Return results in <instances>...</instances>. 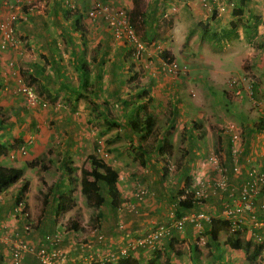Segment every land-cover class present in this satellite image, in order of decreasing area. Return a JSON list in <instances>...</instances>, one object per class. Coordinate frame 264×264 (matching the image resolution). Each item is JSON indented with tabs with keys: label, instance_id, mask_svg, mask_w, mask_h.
<instances>
[{
	"label": "crops",
	"instance_id": "crops-1",
	"mask_svg": "<svg viewBox=\"0 0 264 264\" xmlns=\"http://www.w3.org/2000/svg\"><path fill=\"white\" fill-rule=\"evenodd\" d=\"M94 1L7 0L6 4H0V19L10 11L18 14L13 25L17 42L11 47H0V118L3 120L0 141L6 146L5 155L1 154L0 157L5 158L9 152V158L16 159L18 163L5 164L0 160V164L22 169L20 177L0 191V223L10 225L14 222L15 229L24 238L40 246L47 243L45 235L60 233L59 220L74 218L79 226L76 229L70 228L72 231H69L68 235L62 232L63 237L57 244L71 247L75 241L74 231L75 235L87 231L80 228L87 217L82 220L76 214L86 215L88 204L84 207L85 204L76 196V192L80 194L81 167H89L85 157L89 153H95L117 170V185L122 198L116 208L111 207L105 213L100 207L88 212L89 217L99 215L97 226L98 231L106 237L105 246L117 244L126 237L136 236L154 225L166 224L171 225V234L165 236L158 247L161 264H192L194 259L198 264H210L208 263L210 258L207 256H211L215 244L221 243L227 249L223 253L229 251L225 256H236L232 258L235 263L240 262L239 259L242 261V256L243 259H247V253L243 248L231 247L226 242L228 236H235L229 228H221L217 241H211L206 233L210 220L200 219L199 223L186 221L183 229H177L172 226L173 216L170 210L175 209L176 215L179 216L185 210L201 209L192 200V205L187 208L175 207L174 204L176 195L182 187H189L192 195L199 187L200 181H205L208 183L206 210L212 217L218 218V211L222 208L223 202L230 201L229 193L232 191L238 195L243 182L249 178L250 167L254 164L260 165L258 163L264 158V126L256 127L259 122H264L262 110L264 97L261 96H264V90L261 84L256 82L259 78L263 79L264 84V0L259 4L257 12L248 15L243 13V7L247 3L242 1L241 4L237 2L235 4V7L238 5L242 7L240 13L234 14L232 9L226 8L219 11L215 17L205 18V25L214 31L211 34L212 38H216L215 46L207 43L208 47L197 45L201 40L198 21L206 9L200 6L198 0H190V10H184L185 14L187 11L190 12L188 17L183 20L178 15L172 27L165 30L172 37L169 44L162 47L161 45L166 43L162 40L158 48L153 47L150 50L145 48L137 59L133 57L131 47L124 39H115L112 36L110 28L101 17L87 16L86 11ZM105 1L112 6L113 2L122 4L128 10V14L132 15H134L132 9L137 8L133 0ZM142 2L144 7L137 13L138 16L142 15L147 6V20L151 26L147 27L145 24V37L152 39L151 43L156 46L159 42L154 31L157 25L155 17L160 15V11L167 3L165 0ZM224 4L226 6V3ZM187 18L190 19L187 21ZM192 21L196 23L194 28ZM224 21L230 22L227 30L222 28ZM186 38V44L183 46L186 51L181 56L190 55L191 49L196 52L197 56L194 59H199L202 62L200 68L208 71L206 75V79H209L208 85L219 86V90L214 92L219 91L217 95L223 98V106L217 110H212L219 104H214L211 95L206 97L209 104L204 107L195 98L179 100L172 90L160 92L170 87L171 80L160 71L159 61L167 53L173 55L178 52V46H181ZM160 51L163 52L159 56ZM229 57L232 60L236 59L233 64L237 63L239 68H243L244 62L246 71L254 74L251 75L250 81L244 78L237 85V88H241L240 97L233 94L234 86L229 83L232 76L224 79L222 84L219 78L220 73L233 70L232 67L229 68L231 62L227 63ZM9 61L13 62L12 65L8 64ZM191 70L194 73H198L197 70L200 72V69L194 66ZM18 77L32 84L47 104L45 106L27 104L24 97L14 90ZM66 79H72L70 85L77 87L70 89L71 87H68L70 85L65 84ZM126 80L128 82L125 85L139 87L140 94L134 98V95L128 92V99L118 103L114 100H121L119 95L121 92L114 90L113 86ZM148 82H151L150 92L143 88ZM81 84L83 86L79 90ZM249 84L251 93L248 95L246 87ZM95 90L100 94H95ZM242 98H245L243 104L248 103L260 111L256 123L250 122L252 113L239 103ZM127 101H132L128 108ZM237 101L238 106H235L233 102ZM235 107L243 108V111L236 113L238 109ZM111 113L114 125L107 124ZM146 113L151 114L153 119V126L147 132L141 129L138 122L133 124L131 119L133 116L143 118ZM90 115L101 117V121L96 123L89 121ZM218 116L221 120V123L218 122L219 131L212 129L208 124L209 120L217 121ZM228 122L236 123L239 129V139L233 144L230 140V131L225 127ZM206 135L209 137L214 135L218 145L211 148L202 158L197 156L196 148L201 143L198 138ZM160 142L170 143L171 150L181 149L185 154L177 161L179 165L177 163L175 165L178 167L174 170L177 174L173 176L170 174L168 177L172 176L174 181L181 180L178 190H174L170 185L168 187L165 183L166 170L162 168L163 163L155 151L161 145ZM20 145L24 147L23 152L18 148ZM232 145L238 149L237 152L232 151ZM138 146H151L155 150L144 153L140 162ZM122 150L124 153L127 150L133 153L131 157L135 158L139 169L136 170V176L142 180H136L137 183H148L146 180L150 178L152 184L157 182L164 188L157 189L145 184L143 186L148 189L147 193L141 200L136 199L134 192L137 183L127 175V170L122 172V168L127 169V166H120V158H117ZM10 153L14 156L10 157ZM209 155L217 156L218 161L225 166L227 188L215 187L214 181L219 175L214 170ZM29 160H34V164L27 165L25 162ZM171 166L170 164L168 168ZM29 167L30 169L33 167V171L27 170ZM118 167L121 168L123 176L120 175ZM180 170L186 173L179 172ZM57 180L60 181L59 185ZM23 181H27V187L21 198L35 224L31 232L22 230L23 219H15L12 216L15 194ZM69 191L75 197V204L55 218L58 193ZM263 203L264 187L255 196V210L259 220L263 221L255 224L245 213L242 215L246 218L245 229L238 233L239 237L261 245L257 257L264 256ZM132 206L134 208H131ZM118 222H122L123 226L119 227ZM200 234L205 236L208 244L196 243V238ZM83 235L87 240L94 238L93 242L96 239L95 233L89 238L88 232H84ZM257 235L262 237L263 242L257 240ZM0 251L3 259L6 258L5 263L9 264L10 258L4 252L3 243H0ZM154 251L155 249L151 247L141 248L133 256L140 264H146L154 256ZM20 264H39V261L34 254L28 253Z\"/></svg>",
	"mask_w": 264,
	"mask_h": 264
},
{
	"label": "built area",
	"instance_id": "built-area-1",
	"mask_svg": "<svg viewBox=\"0 0 264 264\" xmlns=\"http://www.w3.org/2000/svg\"><path fill=\"white\" fill-rule=\"evenodd\" d=\"M205 0L203 3H205ZM218 2V0H208ZM7 3V0H0V4ZM174 6H170L169 9L174 10ZM221 9L222 7L219 6ZM112 10V13L107 11ZM170 10V11H171ZM169 11V12H170ZM87 16L93 18L95 16L101 17L110 28L112 36L115 39H124L131 47V53L134 58H139L146 48L144 41L135 32L129 22V16L122 7H109L107 3H95L91 6L87 12ZM168 12H164L162 15L166 16ZM18 17L17 12L10 11L5 17L0 19V47L13 46L17 42L14 37L13 25ZM13 62L9 61L8 64L12 65ZM160 71L164 74L175 75L178 71H184L185 66L180 65L173 58H165L159 61ZM244 75L232 76L229 78V83L234 86L232 89L233 94L236 97L241 96V88H237V85L244 80ZM247 80V79H246ZM247 94L251 93V85L247 87ZM15 92L21 94L27 104L45 106L47 101L42 99L37 89L30 83L23 81L21 78L16 79ZM262 110L264 113V104H262ZM225 127L230 131L231 143H236L239 139V129L236 123L228 122ZM224 128V127H223ZM23 152L24 147L18 146ZM232 151L237 152L238 149L232 145ZM13 153H10V157H13ZM208 158L213 164L214 170L217 172L219 177L215 179V187L225 189L227 188V172L223 164L218 161L217 156L209 155ZM258 164L252 165L248 170L249 178L243 182L238 195L235 192H230V201L226 200L222 204V208L218 211V216L221 219L229 221L228 228L232 232L240 231L243 232L245 229V217H242L246 213L247 217L251 222L261 223L255 210V196L260 192L261 188L264 187V158ZM239 167H235L237 169ZM207 185L205 181H200L199 187L194 193L190 192L189 187H185L181 192L178 193L177 202L175 207L178 206L179 200H185L188 197L195 205L201 207L198 211L185 210L179 216L176 215L175 209L170 210L172 218V226L177 229H183L186 221L199 223L200 219L211 220L212 215L208 214L206 210V197L208 195ZM148 189L141 183H137V188L134 192V197L141 200L147 193ZM192 196V197H190ZM1 198V197H0ZM264 208V203L262 204ZM131 208H134L133 206ZM13 215L15 219H24L29 216V213L24 207L22 198L15 200L12 206ZM62 219V218H61ZM60 233L45 235L44 239L46 244L36 246L24 238L21 233L18 232L14 227V222L9 224L0 223V243L4 244V252L8 255L9 264H20L23 262L24 256L31 253L37 257L39 264H106L109 262H116L117 260L124 257H134L133 255L141 248L151 247L157 249L162 239L171 234V225L157 224L150 227L148 230L133 236L126 237L124 240L111 246H105L107 244L106 237L103 233L98 231V226H92L87 231L88 237L96 234L95 241L85 239L84 232L75 235L74 244L71 247H64L57 245L62 239L63 233L68 235L72 229L67 228L66 222L59 220ZM29 223H24L23 227L25 231L29 229ZM119 227L123 226L122 222H118ZM63 232V233H62ZM97 232V233H96ZM71 236V235H70ZM257 240L262 241V237L257 235ZM196 243L206 244V239L203 234H200L196 238ZM264 249V246H263ZM6 258L3 259L4 264ZM6 264V263H5Z\"/></svg>",
	"mask_w": 264,
	"mask_h": 264
},
{
	"label": "rangeland",
	"instance_id": "rangeland-1",
	"mask_svg": "<svg viewBox=\"0 0 264 264\" xmlns=\"http://www.w3.org/2000/svg\"><path fill=\"white\" fill-rule=\"evenodd\" d=\"M165 1H166L165 3H167V5L163 6L165 8H162V10L160 11V15L155 17V22L157 23V25H156L154 31H155V34H156L155 37L158 38V42H159L158 43V42L155 41L156 43H158L156 46H154L151 43L152 39H149V38L145 37V32H144V30H146L145 29V24H146L147 27L151 26V25L148 24L149 21L147 20V17H148L147 16V6H146V10L144 9V13H142V15H140V13H139L140 16H138V13H134V15H132L131 13L128 14V10L122 4H119L118 2L117 3L113 2L114 5L112 6L111 4L106 2L105 0H95L94 4L96 2L97 3H107L109 5V7L110 6L114 7V8L115 7H122L124 10H126L128 16H129V22L131 24V27H133V25L135 26V27H133L135 32H137L138 35L141 37V39L144 41L146 49L150 50V49H153V47L158 48L159 45L162 43L161 42L162 40H164L166 43H163L161 46L162 47L167 46L169 44V42L171 41L172 37H170V33H168V31L165 32V30L170 29V27H172V23L174 22V19L177 18L178 15L181 18H183V20H184L190 14L189 11H187L186 14L184 13L185 9L190 10L189 8H191L190 0H165ZM204 1L205 0H198V3L200 4V6L203 9L205 8L206 11H204V14H201V19L198 21V23H199L198 26H199V28H201V30H200L201 40H199L200 42L197 45L201 46V44H202L204 47H208L207 43H212L214 45L215 44L214 40H216V38L215 37L212 38L211 34L214 31H212V29H210V27L205 25V18H208L209 16L211 18L215 17L216 15H218V12L221 11L222 9L228 8L229 10H231V9H233L235 7L236 2L239 4L242 1L240 2V0H218V2H213V1H208L207 0L205 3H203ZM244 1H245V4L247 3L243 7V13L245 15H248L251 12H257L259 10V4L262 3V0H249V2L247 0H244ZM149 2H151V0H149ZM144 3H145V1H144ZM224 3H226V6H225ZM250 3H251V5H250ZM170 6H174L175 7L174 10L169 9ZM219 6L222 7V8L220 9ZM143 7H144V5H143ZM249 10H251V11H249ZM107 12L108 13H112V10L109 9V11H107ZM164 12H168V14L166 16H163L162 14ZM198 14L200 15V13H198ZM141 17L144 20L141 19ZM188 19H190V18H187V21H188ZM225 21L222 23V26H223L222 28L227 30L229 28L230 22L229 23H225ZM189 22H191V21L189 20ZM192 22H193L192 23L193 28L196 27V23L194 21H192ZM202 30H203V32H202ZM217 32L219 33L220 30H218ZM186 40H187V38L185 39V41H183V44L181 46H178V52H176L175 54L170 55V54L167 53L164 57L161 56L163 59L169 58V57L175 59L180 65H184L185 66V70L184 71H178V73H176L175 75L166 74V76L171 80V81H169L170 82L169 83L170 87L167 88V90L163 89L164 91L161 89L162 91H160V92H166V91L171 92V90H172V92L174 91L173 94H175V96H177V98L179 100H181L183 98H190L192 100V99L195 98L204 107H206L209 104L208 100L206 99V97L211 95V96H213L212 98L214 100V104H219L220 105V106L217 105L216 106L217 108H215V109L212 108V110H217L219 107L223 106V102H222L223 98L219 97L217 95L219 91L218 92H214V90H217L219 88V86H217L215 84L213 86H209L208 85L207 80H209V79L208 78L206 79V75H208V71L206 69H204L203 67L200 68L201 65H202V62L199 59H194L195 56H197L196 52H194L191 49L190 52H192V53H190V55L189 54H184V56H181L186 51L185 49H183V46H185V44H186ZM176 47H177V45H176ZM160 50H162V48ZM162 52L163 51L158 52V55L160 56V54ZM184 57H186V58H184ZM148 58H150V57H148ZM227 60H228L227 63L231 62V63H229L230 64L229 68L232 67L233 70L229 71L228 73H226V72H223L222 74L220 73L219 78L221 80V84H222V82H224V79H226V78H228L230 76H238V75L241 76V75H244V77L248 81H250L251 75L254 76V74H252L251 71H246L245 66H244L245 65L244 62H242L243 63V68H239V67H237V63L233 64V63L236 62V61H234L236 59L232 60V58L229 57V58H227ZM193 66L196 67V68H199L200 72H199V70H197L198 73L192 72L191 68H193ZM194 74H195V76H193ZM198 74H199V76H198ZM201 79H203V80H201ZM71 80L72 79H66L65 80V84L66 85H70V83L73 82ZM262 80L258 78V80L256 82H257V84H261V86H262V88L264 90V84L262 83ZM127 82H128V80L122 81L120 84L117 83V84H115L113 86L114 90L116 89V90H118L119 93L121 92L119 94L121 100L117 99V100H114V101H116L118 103H122V101L127 100L128 97H129L128 92L130 94H133L134 98H136L140 94L139 87H133V85H129V84L127 86V85H125V83H127ZM150 83L151 82H148L146 84V86L143 87V88H147L149 92H150V89H151ZM224 85L228 86L227 83H224ZM82 86L83 85L81 84L79 90L82 89ZM148 86H150V87H148ZM68 87H71L70 89H75L77 87V85L76 86L70 85ZM143 88H141V89H143ZM94 93L97 94V95L100 94V92L97 91V90H95ZM123 94H125V95H123ZM161 94H163V93H161ZM219 95H221V93H219ZM261 96L264 97L263 95H261ZM233 99L236 100V98H233ZM109 100L111 101V99H109ZM132 101L131 102L127 101V103H126V107L127 108L131 106ZM205 101H207V102H205ZM243 101H245V98H242V101H239V103L243 104L244 103ZM229 104H230V102H229ZM233 104L235 106H238V101H237V103L233 102ZM240 104H239V106H240ZM96 106H97V104H95V107ZM243 106L246 109L248 108L250 110V113H252V115H253V117L251 115L250 122L253 121L254 123H256L257 122L256 118H257V116L259 117V115H258L259 113L258 112H260V111L257 110V108L249 106L248 103L243 104ZM246 106H248V107H246ZM135 107L137 108L136 104H135ZM240 107H242V106H240ZM97 108H98V106H97ZM235 108H237V107H235ZM251 109H254V111H252ZM242 111H243V108H240V109H238V111H236V113L237 112L241 113ZM111 115H112V113H111ZM138 118H139L138 116L137 117L133 116V118H131L133 120V124L138 122ZM88 119H89V121H92L94 123L101 121V117H98L96 115H94V116L90 115L88 117ZM246 119H248V117ZM218 122L221 123V120H219V116L217 117V121L213 122V121L209 120L208 124L210 126H212V129L219 131L220 128H219ZM100 125L103 126L104 124L100 123ZM110 127L112 128L114 126H110ZM198 139L201 141V143L198 146V148H196L197 156H199V157L201 156L202 158L205 155V153H207L211 148L217 147V145H218V142L216 141L217 138L214 135L211 136V137L206 135V136H203L201 139L200 138H198ZM211 140H212V142H211ZM133 149L134 148H132V150ZM11 151H14V150H11ZM8 153L9 152L6 153L7 156L5 158H4V156L0 157L1 162L5 163V164H17L18 161L16 159H10L9 156H8ZM132 154L133 153H131V150H127L126 153H124V151L122 150V153L119 155V157H117V158H120V161H121L120 166H125V167L127 166V169L122 168V172L127 170L126 171L127 175L129 177H131L133 181H136L138 179H139L138 181H142V180H140V178H138L136 176V173H137L136 170H139V169L137 168V164H136L135 158L131 157ZM184 155L185 154L183 153V150L175 149V150H171L170 155H168V157H167V166L165 165L166 168H167L166 169L167 170L166 171L167 177H166V182L165 183L167 184L168 187L170 185L171 188H173L174 190H178L179 185L181 183V180H179V181H176V180L174 181L173 180L172 176L177 174L176 172H174V170H175V168H178L177 166L175 167V165H176L177 161L180 160ZM20 164H23V163H20ZM170 164L172 166L169 169L168 167L170 166ZM177 164L179 165V162ZM33 169H34L33 167H31V169H30V167L27 168V170H30V171H33ZM118 170H120V172H119L120 175L123 176V173L121 172V168L118 167ZM179 172L186 173L183 170H180ZM170 174L172 176H171V178H168V177H170ZM170 179L173 180V181L170 182L169 181ZM146 181L148 183L145 182V184H147L148 186L152 185L153 188H157V189L158 188H160V189L164 188L163 186H160V184L157 183V182H156V184H155V182H154V184H152L151 181H150V178H148ZM57 183L59 185L60 181L57 180ZM136 183H137V181H136ZM139 183L143 184L144 182H139ZM145 184H143V185H145ZM76 193H77L76 196L81 199V202L83 204H85L84 205V207H85L88 204L86 202V200H85V196L81 192H80V194H78V192H76ZM107 204H108V201H107V198H106V200L104 201L103 205L100 206V209H102L104 213L106 212L107 209L108 210L111 209V206L107 205ZM88 205H90V204H88ZM88 205H87V209L88 210H86V211L90 212V211L93 210V208L95 209L94 206L90 207ZM88 212L86 213V215H83V213L76 214L82 220L87 217L86 221L81 225L82 227L80 226V228L81 229L84 228V230H88L92 226L97 225V222H98V219H99V218H97V216L95 214L93 216L89 217ZM116 216H118V215H116ZM76 218H78V217H76ZM64 221H66V224L68 223V219H65ZM230 232H232V231H230ZM226 250H227L226 246H224L223 243L215 244V247H213V251H212L211 256H207L208 258H210V261H208V263H210V264H264V259H263L264 256H258L254 261H249L246 258L243 259V256H242V261H241V259H239L240 262L235 263L234 259H232V258H236V256H225L226 254L229 253V251H227L226 253H223ZM192 264H198V262L194 259L192 261Z\"/></svg>",
	"mask_w": 264,
	"mask_h": 264
},
{
	"label": "trees",
	"instance_id": "trees-1",
	"mask_svg": "<svg viewBox=\"0 0 264 264\" xmlns=\"http://www.w3.org/2000/svg\"><path fill=\"white\" fill-rule=\"evenodd\" d=\"M134 5H137V8L134 7L133 13H137L143 6L142 0H133ZM244 1V0H241ZM240 1V2H241ZM241 4V3H240ZM242 11V7L239 5L237 7H234L232 9V13H240ZM165 55V54H164ZM113 115H110V119H107V124L110 123V125H114L115 121L112 117ZM138 123L141 126V129H145V131H149L151 127L153 126V119L151 114L146 113L145 117H139ZM263 121L259 122L256 126L257 128L263 127ZM3 124V120L0 118V127ZM136 124V127H137ZM160 146L156 148V150L151 146H138L137 148V154L140 157V162H142V155L146 152H152L156 151L159 155V158L161 159L163 165L162 168L166 170L167 166V157L171 153V144L160 142ZM6 151L5 144L0 141V155L4 154ZM86 161L88 162L89 167L84 168L81 167L80 169V192L83 193L85 196V200L88 204L91 206H94L95 208H99L106 198H108V203L111 207L116 208L122 201L120 189L117 185V170L111 166L109 163L105 162L101 157L97 156L95 153H89L85 157ZM27 165H33L34 160H29L25 162ZM166 165V166H165ZM167 171V170H166ZM22 173V169L20 167L16 166H8V165H2L0 164V191L5 189L9 184L16 181ZM69 175V174H68ZM186 183H188L186 179ZM186 186V185H184ZM27 187V181H23L20 183L19 188L15 194L14 200L21 198L23 192L25 191ZM184 188L182 187L179 191L181 192ZM69 192H59L56 197V208H55V218L58 215H61L63 212H65L67 209H69L71 206L75 204V197L72 196V194ZM178 195V194H177ZM176 195V196H177ZM175 202H177V197L175 198ZM192 205V202L190 198L188 197L185 200H179L178 206L180 207H189ZM24 207L26 205L24 204ZM27 209V207H26ZM180 212H178L179 215ZM99 215H97L98 217ZM39 220V218H38ZM57 221V220H56ZM23 223H29L30 227L28 229L29 232H31L35 228V224L31 218V216H27L23 219ZM229 221L226 219L221 218H215L212 217V219L209 221V228L206 230L208 239L211 241H217L218 232L221 228H228ZM24 225V224H23ZM67 228H74L78 227V222L74 218L68 219V223L66 224ZM21 230V229H20ZM22 230H24V227L22 226ZM241 233L240 231L234 232V237L228 236L226 239V242L234 248H243L245 252L247 253V259L250 261H254L257 258L258 253L261 250V245H257L256 243H253L250 239H244L242 237H239L238 235ZM237 235V236H236ZM208 240V242H209ZM31 242V241H30ZM32 244L36 245V242H31ZM207 243V241H206ZM208 244V243H207ZM210 244V243H209ZM160 249H155L154 256L151 257L146 264H161L159 263V256H160ZM3 261V255L0 251V264ZM106 264H140L137 259L134 257H124L119 259L116 262H109Z\"/></svg>",
	"mask_w": 264,
	"mask_h": 264
},
{
	"label": "clouds",
	"instance_id": "clouds-1",
	"mask_svg": "<svg viewBox=\"0 0 264 264\" xmlns=\"http://www.w3.org/2000/svg\"><path fill=\"white\" fill-rule=\"evenodd\" d=\"M87 12V11H86ZM134 29V28H133ZM137 33V32H136ZM118 261V260H117Z\"/></svg>",
	"mask_w": 264,
	"mask_h": 264
}]
</instances>
